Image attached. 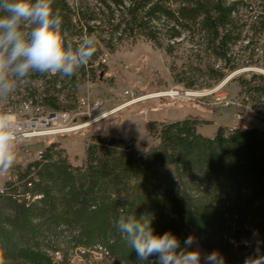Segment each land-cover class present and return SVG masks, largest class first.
I'll return each mask as SVG.
<instances>
[{"label": "trees", "instance_id": "16d2710c", "mask_svg": "<svg viewBox=\"0 0 264 264\" xmlns=\"http://www.w3.org/2000/svg\"><path fill=\"white\" fill-rule=\"evenodd\" d=\"M54 7L74 44L91 34L98 39L92 59L72 78L35 74L17 90L54 110L66 108L59 92L78 87L99 52L113 51L128 35L184 55V66L205 82L174 80L192 89L264 59V0H55ZM238 80L264 122V75ZM199 124L197 117L154 121L149 146L133 136L93 135L82 165L52 143L15 166V179L0 192V260L70 264V253L83 248L136 264V252L112 223L123 207L148 216L156 233L171 231L181 243L195 235L204 252L219 250L226 264H243L257 244L264 249V128L219 126L208 136Z\"/></svg>", "mask_w": 264, "mask_h": 264}, {"label": "rangeland", "instance_id": "374dc122", "mask_svg": "<svg viewBox=\"0 0 264 264\" xmlns=\"http://www.w3.org/2000/svg\"><path fill=\"white\" fill-rule=\"evenodd\" d=\"M69 39L72 41L76 37L70 36ZM93 69L82 78L78 87L69 86L59 92L61 106L80 112L74 115V123L79 128L57 136L22 142L16 166L20 160H26L22 165L33 160L38 150H44L52 143L65 148L73 164L82 165L86 144L93 135L120 138L133 136L137 143L149 146V126L154 121L197 117L200 119L198 130L208 136L214 135L219 126L260 125L264 128L258 108L252 102L245 101L239 93L238 80L240 76L248 78L253 74L264 75L263 58L255 64H242L236 70L228 71L217 83L192 89L174 80L175 74L177 77L193 76L199 86L205 82L201 76H194L184 66V55L168 54L164 47H158L144 36L128 35L113 51L104 49L99 52ZM87 96L103 101L101 112L89 114L87 107H79V99ZM248 105L256 112L248 110ZM45 109L54 110L48 106ZM95 116L96 120L93 121ZM22 119L24 127L29 128L34 119L39 121L45 117L32 115ZM70 123L63 122L64 125ZM42 129L39 127L35 131L40 132ZM69 257L70 264H117L116 260H105L98 253L81 258L72 251Z\"/></svg>", "mask_w": 264, "mask_h": 264}, {"label": "clouds", "instance_id": "9594fccd", "mask_svg": "<svg viewBox=\"0 0 264 264\" xmlns=\"http://www.w3.org/2000/svg\"><path fill=\"white\" fill-rule=\"evenodd\" d=\"M54 4L55 0H0V176L14 167L24 140L10 106L12 96L35 74L72 78L97 50L95 34L76 44L69 39ZM118 212L113 226L136 252V264H226L219 250L204 252L195 235L181 243L171 231L156 233L148 216L138 218L123 207ZM243 264H264V249L257 244Z\"/></svg>", "mask_w": 264, "mask_h": 264}, {"label": "built area", "instance_id": "2783aa9c", "mask_svg": "<svg viewBox=\"0 0 264 264\" xmlns=\"http://www.w3.org/2000/svg\"><path fill=\"white\" fill-rule=\"evenodd\" d=\"M257 63L254 62L253 64ZM10 106L16 111L18 120L22 126V132L24 135L23 142H29L34 139L38 138H44L48 136H57L59 134L67 133L74 131L79 128V125H76L77 123H74V115L78 114L80 112H73L72 110L68 109H59V110H46L45 105H42L40 102H35L29 95L26 97H23L21 94L15 93L11 100H10ZM23 106H30V113H23ZM87 107L88 111L87 113L92 114L95 111L101 112L103 101L101 99H90V97H81L79 99V107ZM248 110L253 111L255 113V110H252L251 106H246ZM38 116V115H45V121L51 120L47 126H41L37 124V120L34 119L32 122H30L29 128L24 127V123L22 122V118H25V116ZM261 117V115H259ZM262 118V117H261ZM96 120V116L93 119V121ZM68 121L71 122L70 125H64L63 122ZM43 128L42 131L37 132L35 131L37 128ZM45 128L54 129L52 133H47L46 135H43ZM31 138V139H30ZM43 150H38V158L42 154ZM26 162V160H24ZM24 162L20 160L19 165H22ZM17 163V162H16ZM16 164L14 165V167ZM13 167V168H14ZM13 168L5 175L0 176V192L4 190V187L6 185L7 181H12L15 179L14 174L12 172ZM75 254H77L79 257L82 258L83 255H86V250L83 248H78L74 250ZM97 255V253H93ZM55 260H58L61 258L60 252H55L53 254Z\"/></svg>", "mask_w": 264, "mask_h": 264}, {"label": "bare ground", "instance_id": "6f19581e", "mask_svg": "<svg viewBox=\"0 0 264 264\" xmlns=\"http://www.w3.org/2000/svg\"><path fill=\"white\" fill-rule=\"evenodd\" d=\"M184 94V93H183ZM162 95V94H161ZM182 95V94H181ZM184 95H186V94H184ZM156 96H160V95H156ZM30 113V106H23V113ZM44 117H45V115H44ZM51 120H46L45 121V119L44 120H40L39 119V121L37 120V124L38 125H41L42 127L43 126H47L48 125V123L50 122ZM47 124V125H46ZM54 129H50V128H45L44 127V131H43V133H45V134H43V135H46L47 133H52V131H53ZM31 139V138H30ZM38 156V155H37ZM36 156V157H37Z\"/></svg>", "mask_w": 264, "mask_h": 264}, {"label": "crops", "instance_id": "0c3cea01", "mask_svg": "<svg viewBox=\"0 0 264 264\" xmlns=\"http://www.w3.org/2000/svg\"><path fill=\"white\" fill-rule=\"evenodd\" d=\"M257 126L260 127V125H257ZM244 127H249V126L244 125ZM250 127H253V126H250Z\"/></svg>", "mask_w": 264, "mask_h": 264}]
</instances>
